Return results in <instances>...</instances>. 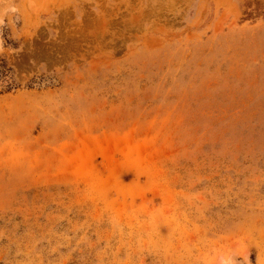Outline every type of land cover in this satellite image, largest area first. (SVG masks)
I'll list each match as a JSON object with an SVG mask.
<instances>
[{"label": "rangeland", "instance_id": "374dc122", "mask_svg": "<svg viewBox=\"0 0 264 264\" xmlns=\"http://www.w3.org/2000/svg\"><path fill=\"white\" fill-rule=\"evenodd\" d=\"M0 264H264V0H0Z\"/></svg>", "mask_w": 264, "mask_h": 264}]
</instances>
